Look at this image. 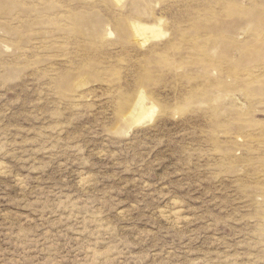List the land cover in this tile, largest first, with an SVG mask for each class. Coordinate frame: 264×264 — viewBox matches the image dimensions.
I'll return each mask as SVG.
<instances>
[{"label": "rangeland", "instance_id": "obj_1", "mask_svg": "<svg viewBox=\"0 0 264 264\" xmlns=\"http://www.w3.org/2000/svg\"><path fill=\"white\" fill-rule=\"evenodd\" d=\"M0 264H264V0H0Z\"/></svg>", "mask_w": 264, "mask_h": 264}]
</instances>
